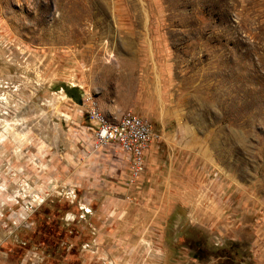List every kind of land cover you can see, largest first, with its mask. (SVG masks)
<instances>
[{
  "label": "rangeland",
  "instance_id": "rangeland-1",
  "mask_svg": "<svg viewBox=\"0 0 264 264\" xmlns=\"http://www.w3.org/2000/svg\"><path fill=\"white\" fill-rule=\"evenodd\" d=\"M0 264H264V0H0Z\"/></svg>",
  "mask_w": 264,
  "mask_h": 264
},
{
  "label": "built area",
  "instance_id": "built-area-1",
  "mask_svg": "<svg viewBox=\"0 0 264 264\" xmlns=\"http://www.w3.org/2000/svg\"><path fill=\"white\" fill-rule=\"evenodd\" d=\"M89 103L87 116L94 124L95 149L111 143L120 146L127 155L131 172L130 182H134L143 169L146 151L154 139L152 123L147 118L133 113H126L118 120H111L101 112L94 101Z\"/></svg>",
  "mask_w": 264,
  "mask_h": 264
}]
</instances>
